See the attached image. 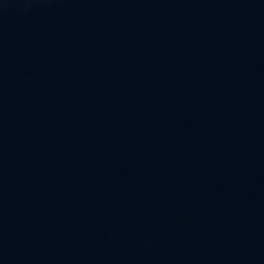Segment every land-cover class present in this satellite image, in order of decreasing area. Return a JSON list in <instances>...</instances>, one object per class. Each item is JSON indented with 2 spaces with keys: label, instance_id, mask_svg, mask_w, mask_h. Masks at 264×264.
<instances>
[{
  "label": "water",
  "instance_id": "95a60500",
  "mask_svg": "<svg viewBox=\"0 0 264 264\" xmlns=\"http://www.w3.org/2000/svg\"><path fill=\"white\" fill-rule=\"evenodd\" d=\"M0 264H264V0H0Z\"/></svg>",
  "mask_w": 264,
  "mask_h": 264
}]
</instances>
